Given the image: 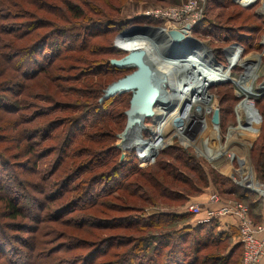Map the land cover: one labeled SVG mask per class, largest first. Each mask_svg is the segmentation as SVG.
Instances as JSON below:
<instances>
[{"label":"trees","instance_id":"obj_1","mask_svg":"<svg viewBox=\"0 0 264 264\" xmlns=\"http://www.w3.org/2000/svg\"><path fill=\"white\" fill-rule=\"evenodd\" d=\"M25 2L27 4L22 5V0H0V68L3 70V74L0 75V96L6 95L3 93L4 90L6 92L10 90L12 96L8 101L14 104V110L17 112V120L13 121L16 123V129L9 116L13 113L8 111L6 118L0 119V124H6V129L0 128V132L6 137L9 136L12 143L15 141L19 143L18 147L21 148L18 157L17 153L11 154L9 148L0 152V264H237V261L232 262V257L238 247L241 248L239 261L241 264L242 246L234 240L238 237V231L236 234L231 233L237 228L234 225L226 230L221 229V218L201 225L193 224L194 226L189 224V216L186 214L159 213L148 220L133 219L143 207L139 203L153 202L151 196L156 195L157 191L161 198L181 202L188 198L185 194L186 189L190 188L194 191V195L198 194L203 186L207 185L208 180L199 166L192 165L190 162L192 160L187 156L177 150H165L164 148L168 145L159 151L161 160L154 167L158 171L140 170L129 159L119 162L116 156L118 155L117 150L111 147L108 140L109 138L113 140L114 136V128L111 125L125 118L124 113L123 115L118 114L122 116L119 119L113 111L108 117H100V120L89 123V126L82 125L83 120L89 114L93 115L94 119L99 118L96 113L110 103L113 97L125 95L129 93L128 91L106 97L105 90L108 87L101 88L99 83L94 86L92 80L89 79L88 83L69 87L64 97H54L49 94V90H45L48 85L41 81L40 86L44 87L46 94L36 92L39 85H29V91L23 96V101L26 102V99L27 101L29 99V102L24 104L22 100H16V97H21L23 91L12 89L18 88L20 84L13 83L9 90L6 88V84L18 81L20 77L32 80L39 74L45 77L51 71L56 72V70L62 71L70 80H78L79 77L88 79L92 75H98L93 72L98 62L95 63L96 61L93 60L91 62L83 56L64 58L68 50H83L88 53L91 46L86 48L89 43L87 37L81 38L83 43L79 46L71 45L63 48L64 46L59 42L63 37L60 32L65 31L64 28L67 27L59 26L65 25L63 23L65 17L67 20H84L87 17L84 11L87 5L85 1L83 6L81 0H58L59 4L40 0H25ZM72 2L80 5H73ZM235 2L244 8L251 5H245L242 0H235ZM50 8L56 9V12L50 13ZM12 10H15L16 15L23 19V24L19 27L24 33L19 36L14 33L10 39L5 38L8 36V30L5 27L8 26L10 17L13 16V13H10ZM90 22L95 23L96 21ZM193 28L190 29V37ZM96 33L92 30L91 36ZM21 38H28L29 41L21 45L19 43ZM76 38L77 36L68 43L75 44L78 40ZM144 38L143 35L133 36L126 42V48L131 50L138 61L148 48L143 41ZM52 39H56V43H53ZM196 47L200 52H195ZM45 48L50 49L49 54L44 53ZM204 48L193 40H188L184 45L174 43L169 52V56L174 58H168L170 60L166 64V70L169 72L199 70L202 67L204 54H206ZM108 51L115 55L125 52L123 49L116 48L115 42L108 48ZM139 54L140 57L137 56ZM239 55L240 49L237 48L230 53V56L228 55L226 65L215 60L225 67L234 64ZM62 61L68 64L61 67L54 65ZM29 62L34 69L31 68L33 71L27 73L25 72L27 71L26 65ZM188 65L194 66L187 67ZM73 71L76 75H72ZM165 77L166 81L175 82L177 87H180L178 77L168 72ZM33 98L51 101L49 102L50 109L62 116H59L57 121L48 122L44 118H37V110L32 112L30 99ZM260 98L254 100L257 102ZM7 106H9L7 101L5 106L0 102L1 110L7 111ZM21 109L29 114L28 120L18 115ZM76 111L79 114L74 116ZM25 123L34 125V131L39 133L36 136H39L37 141L33 140L34 136L32 137L29 132L27 135L23 128L18 129V125ZM54 123H57L56 126L50 128L53 136H49L47 132H49L50 125ZM64 126V130L59 133L58 129ZM92 126H96V130H92ZM87 127L89 129L85 131ZM78 133L83 135V140L88 146L81 144L82 140L79 138L75 139ZM44 138L45 140L41 143L56 140L58 144H54L55 147L44 146L38 152L40 141ZM73 141L74 146L70 147ZM98 142L105 145L102 148L104 152L101 157L94 154L95 148L98 147L95 143ZM152 144L153 142H149L144 146L150 148ZM11 147L15 148V145ZM92 148L93 151H91ZM263 149L264 146H253L250 157L257 177L264 182ZM53 151L56 153L53 154ZM91 152L93 155L88 157ZM165 156L170 158L172 163L169 160L165 161L163 159ZM12 157L24 159L25 162L16 164L24 171L16 174L17 180L14 176L5 174L6 171L7 173L14 171ZM50 157L49 170L44 168L40 170L37 161L50 159ZM142 161H147V157L141 155L137 162ZM213 183L222 189V191H217L219 194H229L235 198L234 201L246 205L253 224H260L257 217H260L262 201L253 192L236 185L222 175H215ZM15 188L17 192L12 190ZM47 188H51L50 192ZM115 194L117 195L114 197ZM116 202L124 205L125 209H132L136 206L138 209L134 208L135 210H131L132 212L130 211L127 216L126 214L121 215L117 213L120 209ZM258 209L259 211L256 212ZM112 213L118 215L110 216ZM65 219L75 220L73 224L78 225L77 228L80 229L77 231L79 232L87 228V231L90 228H96L99 233L97 238L105 236L102 233L110 231L111 227H117V230L125 229L126 226L132 227L131 230L138 233L142 232L141 228L150 227L151 231L159 228V232L130 241L121 242L118 239H110L102 240L104 242L101 244L98 242L91 245L81 240L80 234H68L64 228L55 226L57 224L65 226ZM20 220L23 222H19ZM108 221L109 223L104 225L101 223ZM124 221L127 223H123ZM14 227H16V232H13ZM24 231H29L28 236H22ZM90 233H93V230ZM118 248H124L123 252L117 251ZM101 258L106 262L103 263Z\"/></svg>","mask_w":264,"mask_h":264},{"label":"rangeland","instance_id":"obj_2","mask_svg":"<svg viewBox=\"0 0 264 264\" xmlns=\"http://www.w3.org/2000/svg\"><path fill=\"white\" fill-rule=\"evenodd\" d=\"M19 1V0H18ZM41 2L46 3H56L59 4L55 0H40ZM81 5L83 6L84 1L87 4L84 9L86 12L87 17L84 20H67L65 17L63 23L65 25H59V26H67L65 27V31L60 32L63 37L59 40L60 44L64 46L63 48L70 47L71 45L79 46L83 43L82 39L83 37H87L86 39L89 40L87 47L89 48V52H85L83 50L79 51H71L68 50L67 54L64 56L66 57H76V56H83L85 59H89L91 62L96 61L98 65L96 66L95 74H98L97 76L92 75L88 79L85 77H79L78 80H70L67 75L63 74L62 71L56 70L51 71L50 74L46 75L47 79L43 77V75H37L36 78L30 80V79H24L20 77L18 81L15 80L11 83L6 84V88L8 90L12 87L10 86L13 83H18L20 86L17 88H12L13 90L20 89L22 90L21 97H16V100H22L24 104H27L29 102V99L26 102L23 101V96L26 94V92L29 91L28 87L29 85H41L42 82L44 84H47L48 87H46V91L49 92L50 95L54 97H61L65 95L64 93L68 92L69 87H76L77 85H83L85 83H88V80L91 79L94 86H97L98 83L101 84V88L104 89L106 87H110L114 83L118 82L119 80L124 79L127 76H130L134 74L138 70V66H136L133 63L129 64H122L118 65L119 63L126 62L131 59L135 58L133 53L129 48H126V42L127 39L133 37V36H140L143 35L145 38L143 41L148 45L147 50L142 54L141 59H139V63L143 64L147 68H149L151 72V76L153 77L157 89V96L155 98H151L147 101H145L146 109L143 112L145 115H149V117L141 118L136 120V122H132L127 127V111L130 108V100L133 94V91H128L129 93L125 95H118L117 97H113L112 101L110 103H107L104 108L96 113V116L99 118L94 119L93 115L89 114L83 120L82 125L83 126H89V123L96 122L95 120H100V117L106 118L109 116V114H112V112H115V116L122 118V116L118 114L124 113L125 118L119 120L118 122H114V125H111V127L114 128V136L113 140L109 138L108 141H110L111 147L113 146V149L117 150L118 155L117 158H119V162H125L127 159H129L132 164H134L138 169L143 170L145 172L150 171H158L155 169V165L159 163V160H161V155L159 156V153H156L153 155V160L148 161H142L141 163H138L137 161L140 159V150H149L148 146H144V144H147V141H150L154 139V130L157 127V123L167 115V111L174 107L175 104H177L178 98L183 93V89L186 86L185 93L183 95V98L189 97V95H192L194 92V88L198 85V82H192L193 80H198L199 75L202 77L207 72L205 70H202V67L199 69L198 72L196 70H186V71H167L165 70V73L178 77L180 79V87H177V83L166 81L165 79L161 81L159 79V73H153L154 69L152 70V65L157 63L159 61V58L166 59V64L168 60L174 58L173 56L166 55L167 54V46L172 42L170 38L168 37V31L169 30H176L180 26H183L184 24H191L194 26V28L191 31V38H193L195 42L198 44L204 46L206 50V54H204V57L207 55L211 57V59L217 64L223 71H208V75L217 74L225 72L227 74L231 75V78L238 79L241 74L244 72V68H242L243 61L250 55H255L258 59V74L264 76V0H242V2L245 5H250L246 8L239 6L235 0H81ZM73 3V2H72ZM27 4L25 0H22V5ZM73 5H80L77 4V2L73 3ZM188 7H191V11L189 13H186V9ZM15 11V10H14ZM13 10L10 13H13V16L10 17L8 14H5L6 16L10 17V20L8 21V26L5 27L8 31V36L5 38H12V36L15 35L19 36L20 34H23L24 31H22L21 24H23V19L16 15V13ZM56 12V9L50 8V13ZM36 13V12H35ZM39 14V13H38ZM70 15V14H69ZM27 18V17H26ZM95 20V23H91L90 21ZM17 27V28H15ZM118 29H115L117 28ZM15 28V29H13ZM110 28V29H109ZM95 31L97 32L94 36H91V32ZM160 30V31H159ZM46 32V31H45ZM164 32L162 35L160 33ZM77 36L78 40L74 44L73 42L69 44L68 42L72 39H74ZM76 38V39H77ZM82 38V39H81ZM28 38H21L20 42L21 45L28 42ZM56 39H52L53 43H56ZM73 41V40H72ZM188 39H182L177 44L184 45L187 44ZM15 42H17L15 40ZM115 42V47L118 49H123L125 52H122L120 54H110L108 51V48L111 47V45ZM47 44V43H46ZM174 45V44H173ZM93 47V48H92ZM203 48V47H202ZM240 49V55L237 57L234 64L229 66H222L218 62H216L215 59L218 61H221L223 65H226L227 57L230 56V53H233L235 49ZM44 51V49H43ZM50 49L45 48L44 53L49 54ZM195 52H200L198 48L196 47ZM194 52V53H195ZM137 56H141L140 54ZM171 57V58H170ZM203 57V59H204ZM61 58V57H60ZM62 58V59H64ZM170 58V59H168ZM250 58H254L253 56H250ZM256 59V58H254ZM19 60V59H17ZM21 60V58H20ZM39 60V59H38ZM23 61V59H22ZM68 64V62H56L54 65L57 67H61L62 65ZM182 66V65H181ZM193 67L194 65H188L187 67ZM183 67V66H182ZM27 73H30L31 68L34 69V66L30 62L26 65ZM186 68V67H185ZM167 71V72H166ZM10 74L12 73V70H9ZM24 72V73H25ZM3 74V70L0 68V75ZM21 75V74H20ZM72 75H76L75 71L72 72ZM71 75V76H72ZM69 76V75H68ZM80 76V75H79ZM183 79H181V78ZM1 78V77H0ZM71 78V77H70ZM166 78V77H165ZM76 79V78H75ZM42 81V82H41ZM219 80H216L214 82H217L218 84L209 85L207 87V95L209 96L210 100V106L213 107V109H217V113L219 116L218 121V129L216 131L217 136L219 138L220 144L223 145L222 147V154L215 158L214 160H209L211 156L208 154V148H205L204 143L208 135L201 134L200 128L202 127V123H198L194 128L188 130L187 134L185 136H181L180 139L182 140V144H185L186 136L194 134L195 138H191V143L189 146H182L180 143V140L177 136H173L170 139H167L163 142V146L159 149L165 150H177L181 154H184L192 161L191 164L195 166L197 164L199 168L205 173L206 179L208 180L207 185L199 191L198 194H193L194 191L190 188L185 190V194L188 196V198H185V201L181 202H172L166 198H161L159 196V191H157L156 195H152L153 202H149L148 204L144 202H140L139 205L143 206L141 208V211L134 216L133 219L139 220H148L150 218H154L159 213L162 214H177L182 215L186 214L189 216V224H195L194 220L195 217L189 213L188 208L192 205H198L203 208V210L207 207L208 204V196L211 193L219 194L217 191H222L219 186L215 185L213 183V179L215 175H222L224 176V172L226 170H222L227 166L226 161V155L231 154L233 156V163L231 165V173L233 176H235L237 179H240V172L237 173L236 171L238 169H241L239 165H242L243 172L246 170H249L252 172V176L249 177V179H253L255 182H257L259 185H263L264 182L257 177V173L254 170L250 152L253 148V146H264V97L260 98L264 95H259L257 98H260L257 102L253 100V106L252 108L255 110V120L257 123H255L256 129H251L248 133L247 131L243 132L244 130L236 129L240 124H251L253 121L252 116H246V114H239V118L242 120V122L239 121L238 115L235 113V109L237 110L238 104L242 101V99H239L236 97L237 94L243 89L242 85L236 86L232 82H223L219 84ZM262 79L257 80L256 78L251 82V88L254 92L255 90L258 91V89L261 88ZM210 84V83H209ZM212 84V83H211ZM38 86V87H39ZM183 87V88H182ZM242 87V88H241ZM43 86H40L37 88L36 92L41 94H46L43 90ZM108 88L105 90L107 91ZM81 89V88H79ZM206 89H204L205 91ZM6 95L0 96V102L3 106H5L6 101L8 102L7 108L8 110H1L0 109V119L6 118V112L12 111L13 114H10V118H12V125L15 126L16 129V123L13 121L17 120V112L14 110V104L12 102L8 101L9 98H11V91L9 90L4 92ZM206 93V91H205ZM80 94V93H78ZM203 94V93H201ZM70 95V94H69ZM68 95V96H69ZM71 96V95H70ZM78 96V95H77ZM64 97V96H63ZM182 98V99H183ZM206 96L203 99V102L205 100ZM62 99V98H60ZM181 99V100H182ZM31 101V107L32 112L33 110H37L38 114L36 117L41 119L44 118L47 122L48 121H57L59 120L58 112H55L50 109L51 104L44 99L39 100V98H33L30 99ZM239 100V101H238ZM180 101V100H178ZM195 101V100H194ZM202 101V100H201ZM11 103V104H10ZM199 103V102H197ZM197 103H186L185 107H188L190 104H196L195 107H200L202 110L205 109V105L203 104H197ZM201 105V106H200ZM150 109V110H149ZM189 107L187 108V110ZM116 110V111H115ZM238 111V110H237ZM77 113L74 114L78 115ZM220 114V115H219ZM250 114V113H249ZM18 115H22V118L29 119V114L26 110H22L21 112L18 111ZM155 115H160V118ZM212 113L209 115H206L209 120L212 117ZM71 116V115H70ZM73 116V117H74ZM161 116H163L161 118ZM71 118V117H70ZM69 120V119H68ZM159 120V121H158ZM57 123H54L53 125H50L49 127V136H53V131H50V128H53L56 126ZM253 124V123H252ZM12 126L11 124H9ZM97 126V125H96ZM96 126H92V130H96ZM6 124H0V128H5ZM10 128V127H9ZM24 129L26 130V134L28 135V132L32 135L34 138V141H37L38 137H36L39 133L37 131H34V125H28V124H20L18 125V129ZM65 126L58 129V132L60 133L62 130H64ZM6 129V128H5ZM14 129V127H13ZM70 129V128H69ZM89 127L85 128L84 130L88 131ZM233 131L231 132V130ZM8 130V129H7ZM55 130V129H51ZM12 132V131H11ZM192 132V133H191ZM4 134H7L5 132H2ZM212 133V132H211ZM230 133V134H229ZM113 134V133H112ZM62 135V134H60ZM244 135L248 136L249 140L244 139ZM83 135L78 133L76 135V140L79 138L81 141V144L88 146L87 142L83 140ZM212 136H214V133H212ZM216 136V135H215ZM169 137V135L167 136ZM184 139V140H183ZM44 139L40 141V147L39 150L44 146L49 147H55L56 140L52 142H43ZM75 140V141H76ZM100 142V141H99ZM95 143L98 145L97 148L94 150V154L97 156H102L104 152L105 145H102L101 143ZM153 142V141H152ZM151 142V143H152ZM255 142V143H254ZM11 142V138L8 136H4L0 132V152L5 151V149L9 148V152L11 154H16L17 157L19 156V152L21 150L20 147H18L19 143ZM74 141L70 144V147L74 146ZM55 144V145H54ZM153 144L157 145L159 144V138L156 139ZM248 144V145H247ZM15 145L14 147H11ZM93 148L91 151H93ZM163 151V150H162ZM176 151V152H177ZM264 149L262 150V152ZM178 152V153H179ZM56 151H53V154H55ZM217 153V152H216ZM7 155H9L7 151ZM93 152L88 156H92ZM98 158V157H97ZM149 157H147L148 159ZM88 159V158H87ZM165 161H171L170 158L165 156L163 158ZM240 159L242 162H240ZM50 159H44V160H38V166L39 169L41 168L48 169L50 165ZM11 161L14 163V171L11 173H6L11 176H14L16 179V174L18 172H24L22 171L23 168L16 165L21 164L24 162V159H18V158H11ZM25 163V162H24ZM243 163V164H242ZM196 165V166H197ZM26 170V169H24ZM222 170V174H221ZM242 171V170H241ZM14 173V175H13ZM84 175V174H82ZM80 178V177H79ZM83 177L81 176V179ZM228 179V178H227ZM17 180V179H16ZM76 183V181H74ZM14 188V187H13ZM182 189V188H179ZM17 192V189H12ZM51 188H47V191L50 192ZM47 192V193H48ZM119 194V192H117ZM115 194L114 197L117 195ZM255 194V193H254ZM158 195V196H157ZM220 198L224 201H231L235 198L233 196H230L229 194H219ZM258 199H261L262 204L259 209L256 210V212H260V217H257L259 219L260 223H264V214H263V207H264V197H259L257 194H255ZM207 200V201H206ZM118 205V208L120 209L117 213L126 216L129 214L131 210H135L133 207L132 209H125L124 205L120 204V202H116ZM23 204V201H22ZM246 206V205H245ZM247 207V206H246ZM140 210V209H139ZM138 211V210H137ZM132 212V211H131ZM48 213V212H47ZM112 213L110 216L117 214ZM46 214V211H45ZM117 214V215H118ZM74 216V215H73ZM69 218V217H68ZM223 219V218H221ZM73 221L75 220H69L65 219V226H60L59 224L55 225L58 228H64L65 232L68 234H80L81 240H83L86 243H89L91 245L93 244H101V242H104L105 240L108 241L110 239H118L121 242L123 241H130L134 240L135 238H140L141 236H147L148 234H154L159 232V228H155L153 231L152 228H141L142 232H133L131 230L132 227H125L120 228L117 230V227H111L109 228L110 231L105 234V236H101L100 238H97V235L99 236V233L96 228H90L89 231H77L78 225H74ZM23 222V221H19ZM113 222V221H112ZM76 223V222H75ZM103 225L108 222H101ZM100 223V224H101ZM123 223H127V221H124ZM21 224V223H18ZM193 225V226H194ZM198 225V224H197ZM34 226V225H33ZM54 226V225H53ZM81 226V225H80ZM125 226V225H123ZM14 227V231L16 232ZM20 228V227H19ZM115 228V229H113ZM93 230V233H96L95 235L93 233H90ZM116 230V231H115ZM230 232V231H229ZM231 233L236 234L237 229L234 231H231ZM29 231H24L22 233L23 237L28 236ZM236 238V239H235ZM235 242H238L237 237H235ZM104 240V241H102ZM65 242V241H63ZM227 243L225 242V245ZM240 244V243H239ZM131 245V244H130ZM126 247L128 245H125ZM125 247V248H126ZM124 248H118L117 251L123 252ZM9 253V252H8ZM241 256V248L238 247L234 251V255L232 257V262H236L239 264ZM9 258V256H7ZM264 259V257H263ZM25 260V259H24ZM103 260V258H101ZM263 261V260H262ZM106 261L103 260V263ZM241 264H242V258H241ZM261 264V263H260Z\"/></svg>","mask_w":264,"mask_h":264},{"label":"bare ground","instance_id":"obj_3","mask_svg":"<svg viewBox=\"0 0 264 264\" xmlns=\"http://www.w3.org/2000/svg\"><path fill=\"white\" fill-rule=\"evenodd\" d=\"M193 27L194 26L191 25L190 23L187 25L184 24L183 26L179 27L181 30L186 31L183 39L194 40L189 35L190 29ZM250 56H253L256 59H254V58L251 59ZM250 56H248L243 61L242 65H241L242 68H244L243 74H241L240 77H238V79H233V78H231L230 74H227L225 72L208 75V71H213V69H214V71H217V69L219 71H223V70L217 64H215V62L211 59V57L206 55L203 59L202 70H205L207 73L204 74L202 77H200V75H199L198 80H193L190 82V83H192V82H198L199 81L198 85L194 88L193 94L189 95V97L183 98V95H184L185 90H186V86L188 85V84H186V86L183 89V93L178 98V100H180V101L177 100V104H175L174 107L170 109V111L169 110L167 111L166 116H164V117L161 116V118L162 117L163 118L160 121L158 120L159 122L157 123V127L153 132L154 139L147 141V144H148L149 142H152V141L154 142L156 139L159 138V144H157V145L152 144V146L149 148V150H151V151L140 150V155L145 156V157H151V156L155 155L156 153L159 152V149L163 146L162 145L163 142L167 139H170L173 136H177L179 138L182 146H185V147L189 146V144L192 141L191 138L196 139L194 134H192V135L190 134V135L186 136L185 144H182V140L180 139V137L185 136L187 134L188 130L190 131V129L194 128L200 122L202 123V127L200 128L201 134L208 135L207 138L203 141H205V143H204L205 148H208V154H209V156H211L210 159L212 160L215 158L214 156L221 155L223 152V150H222L223 145L220 144L219 138H218L217 133H216V131L218 129V123L215 124L211 121V119L209 120L207 117H205L206 115H209L210 113L213 114L215 111H217L216 108L213 109L212 106L208 105V104H210L209 103L210 100L208 98L209 96L207 95V91H208L207 87L209 85L218 84L217 82H214L216 80H219L218 81V82H220L219 84H221L223 82H232L236 86L242 85L243 89L239 92V94L236 95V97H238L239 99H242V101L238 104V107H237L238 111L235 109V113L238 115V119L240 122H242V120L239 118V114H241V113L242 114H248L249 116H252V119L254 121L256 115H255V112L252 108L253 100L255 98H257L259 95H264V76L259 75L257 72V70H258V59H257V57L253 54ZM198 71L199 70L196 69V72H198ZM255 78L257 80L262 79L263 81L261 83V88L258 89V91L255 90L253 92L252 88H251V82ZM204 89H206L205 90L206 93H205ZM201 93H203V94H201ZM205 96H206V98L203 102V99ZM197 102H199V103H197ZM186 103L203 104L206 107L204 110H202L200 107H195L194 105H196V104H194V105L190 104L188 106L189 109L187 110L188 107H185ZM155 116L156 117L158 116L160 118V115H155ZM175 118H179V120L181 121V124L179 126H174L173 120ZM218 119H219V116H218ZM252 123L251 124H245V122H244V124H242V125L240 124L238 127H236V129L244 130L243 132L247 131L249 133L251 129H256V127L254 126L256 123V120ZM232 131H233V129L231 130V132ZM211 132L214 133V136H212ZM168 135H169V137H167ZM243 138L249 140L248 139L249 137L247 135L246 136L244 135ZM240 162H242L241 159H240ZM252 175H253L252 172H250L249 170H246L244 179L247 180ZM229 176H230V173L225 171L224 177L227 178Z\"/></svg>","mask_w":264,"mask_h":264},{"label":"built area","instance_id":"obj_4","mask_svg":"<svg viewBox=\"0 0 264 264\" xmlns=\"http://www.w3.org/2000/svg\"><path fill=\"white\" fill-rule=\"evenodd\" d=\"M190 11L191 7H188L185 12L189 13ZM246 116H248V114H246ZM219 156L214 157L217 158ZM154 157H149L147 161L153 160ZM226 161L227 166L222 170H226V172L230 173V176L227 177L228 179L233 181L236 185L257 194L259 197H264V184L259 185L253 179H244L245 172H243L242 165H239L241 169L236 171L237 173H241V178L237 179L233 176L230 170L233 163L232 153L226 155ZM222 170L221 174L223 173ZM188 211L195 217L194 222L196 225L204 224L213 219L224 217L233 218L238 231L237 240L242 246V264L261 263L264 257V223L253 224L248 215V208L244 204L233 200L224 201L218 194L211 193L208 196V204L204 210L201 206L192 205L188 208Z\"/></svg>","mask_w":264,"mask_h":264},{"label":"water","instance_id":"obj_5","mask_svg":"<svg viewBox=\"0 0 264 264\" xmlns=\"http://www.w3.org/2000/svg\"><path fill=\"white\" fill-rule=\"evenodd\" d=\"M167 35L173 43H178L183 39V35L176 30H169ZM137 61V58H131L129 62L126 61L123 63H119L118 65L133 63L138 66V70L134 74L114 83L106 91V97L121 93L123 91H133L130 100V108L126 113V127L132 122H136V120L138 119L149 117L148 114L145 115L143 113L146 109L145 101L157 96L155 81L151 76L149 68H147L143 64H139ZM218 120V113L217 111H215L211 117V121L217 124ZM173 124L174 126H179L181 124V121L179 120V118H175L173 120Z\"/></svg>","mask_w":264,"mask_h":264},{"label":"crops","instance_id":"obj_6","mask_svg":"<svg viewBox=\"0 0 264 264\" xmlns=\"http://www.w3.org/2000/svg\"><path fill=\"white\" fill-rule=\"evenodd\" d=\"M176 31H179L183 35V38H184V34L186 33V31L181 30L180 28H177ZM163 33L161 32L160 35H162ZM173 44L174 43L171 42L169 44V46H167L168 48H167V54L166 55L169 54V52H170ZM162 58H159V61L157 63H155L154 65H152V67H153L152 70L154 69V71H153L152 74L159 73V79H161V81L164 80L165 79V76H166V73H165V70H166V59H162ZM181 79H183V78H181ZM263 211H264V207H263ZM263 214H264V212H263ZM234 225H236L235 224V221H234L233 218H230V217H224L220 221V228L223 229V230H226L229 226H234ZM261 264H264V259H263V261H261Z\"/></svg>","mask_w":264,"mask_h":264}]
</instances>
